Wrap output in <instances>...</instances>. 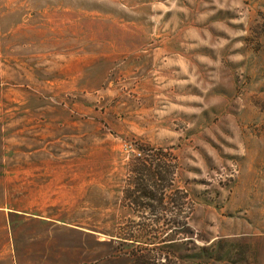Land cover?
<instances>
[{"label":"rangeland","instance_id":"obj_1","mask_svg":"<svg viewBox=\"0 0 264 264\" xmlns=\"http://www.w3.org/2000/svg\"><path fill=\"white\" fill-rule=\"evenodd\" d=\"M165 262L264 264V0H0V264Z\"/></svg>","mask_w":264,"mask_h":264},{"label":"trees","instance_id":"obj_2","mask_svg":"<svg viewBox=\"0 0 264 264\" xmlns=\"http://www.w3.org/2000/svg\"><path fill=\"white\" fill-rule=\"evenodd\" d=\"M129 173L124 199H130L131 205L136 209L154 210L163 206L165 190L173 188L177 167L164 149L148 147L139 149L138 155L130 163ZM181 199L183 198L177 201ZM177 201L175 200V208L180 206Z\"/></svg>","mask_w":264,"mask_h":264}]
</instances>
